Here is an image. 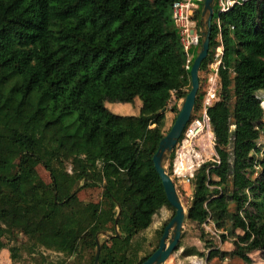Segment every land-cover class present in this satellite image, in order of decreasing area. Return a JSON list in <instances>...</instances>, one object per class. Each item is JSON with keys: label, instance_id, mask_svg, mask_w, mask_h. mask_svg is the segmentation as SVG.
Returning <instances> with one entry per match:
<instances>
[{"label": "trees", "instance_id": "trees-1", "mask_svg": "<svg viewBox=\"0 0 264 264\" xmlns=\"http://www.w3.org/2000/svg\"><path fill=\"white\" fill-rule=\"evenodd\" d=\"M174 1L0 0V242L14 243V260L24 251L32 258L41 250L56 252L65 260L88 252L86 264H94L96 236L109 228L106 207L78 193L98 185L104 198L121 206L119 225L127 218L132 223L103 241L99 263L142 264L157 249L160 240L140 256L156 215L164 207L174 215L175 208L153 156L172 127L166 128L167 113H175V121L179 112L177 102L168 109L173 92L178 101L191 89L194 60L187 68ZM203 5L195 13L201 31ZM220 19L221 29L212 21L210 52L200 69L212 61L221 31L219 100L208 108L218 159L195 171L186 209V223L198 229L204 248L186 243L184 227L173 253L205 258L204 264L229 256L250 264V253L264 252V151L257 156L264 132L257 95L264 90V0L237 4ZM203 98L199 90L195 115ZM138 99L136 114L107 106ZM210 222L225 232L222 242L235 238L233 250L208 237ZM17 226L27 237L20 245Z\"/></svg>", "mask_w": 264, "mask_h": 264}, {"label": "rangeland", "instance_id": "rangeland-1", "mask_svg": "<svg viewBox=\"0 0 264 264\" xmlns=\"http://www.w3.org/2000/svg\"><path fill=\"white\" fill-rule=\"evenodd\" d=\"M196 3L201 5V1L200 2L198 1ZM218 7H219V0H215V2H214L215 10H217ZM217 22H218V16H217V14H215V16L213 17V24L217 23ZM196 33L198 34L199 37L202 35L199 25L196 26ZM199 49H200L199 45L194 46L192 48L193 59L197 56ZM200 77H201V86H200L199 90H201V92L204 94V97H206L209 94V93H206V91H208V89L212 86L211 83H216L217 85L220 86L219 76L216 75L212 70L207 69L205 71L200 72ZM257 95L260 98L262 105L264 107V90L258 91ZM183 100H184V97L180 98L177 101L176 94H175V92H173L172 100L168 106V109H170L174 105V103H176V102L178 103V105L180 107L182 105ZM140 104H141L140 99H138L135 104L120 103V102H107V106L110 109H112L114 112L119 113V114H136V113H138V110H139L138 108H139ZM194 113H193V115H194ZM75 115H72V117ZM174 117H175V113H173V112L167 113V125H166L167 129L172 126V124L174 122ZM67 121H69V120H67ZM232 128H234V125H232ZM205 140L206 139L204 137V138L200 139V142H204ZM201 145L204 147L203 144H201ZM257 146L261 148V154H257V156L261 157L263 154V151H264V132H263ZM180 148L181 147L176 146L175 151L179 152ZM205 148H207V146ZM209 149H211V148H208V150H207L208 151L207 155L204 158L205 161L218 158L214 154L211 155L212 152ZM195 150L198 151V148H196ZM177 152H175V153H177ZM185 152L188 154V156L194 154V151H190L189 148L186 149ZM215 154H216V152H215ZM182 162H185V163L178 162V157H176L175 158V165L176 166H174V167H176L177 170H178V167H180V166L184 167L182 169H184V171H185V169L187 168L186 162H189V160L185 159ZM168 165H169V158L165 161V166L167 167ZM40 168H41V173L43 176L42 178L43 179L47 178L46 171L42 170V167H40ZM256 171L257 172L254 173V177H257L260 174V170H256ZM179 173L184 174V172H181V171H179ZM172 177H173L174 182L176 184V187H177L178 193L181 197V200H182L185 208L187 209L188 204L190 203V200L192 197V193H193L192 182L188 183L184 179V176H182V175L175 176V174H173ZM70 191H71L70 188H64L62 194L67 195V194H69ZM103 194H104V190H103V187L100 185L88 186L85 188H81L79 193H78L79 197L82 200L103 202L104 206L106 207L105 218L103 220L108 225L109 228L105 233H101L99 235L100 241H105L109 237L113 236L111 234H113L115 231L119 232L116 235H118V234L121 235L123 232L124 233L128 232L132 228L131 220L129 218H127L124 222L120 223V225H118V229L115 230V224L113 223L112 220L114 219L115 221L120 222L121 213H119L118 208L114 207L112 205V202H110L107 199V197L104 198ZM231 208L232 209L234 208L233 203H232ZM172 215H173V211L169 208H166V207H164L159 212V214L156 215L152 228L146 234V237L149 241L145 243L144 249L140 252V256L146 255L149 251H151L157 245L158 241L160 240V238L162 236V231L164 230L165 225L172 218ZM184 227L187 229V236H188L186 238V243L188 245L197 243L202 248H204V243L199 242V239H198L199 234H200L198 229H194V228L192 229L191 227H189L187 225L186 222H185ZM205 229L210 232V236H208V237L209 238L213 237L221 249L227 250V251H231L234 249V247H235L234 246V239H235L234 237H228L227 241L222 242L220 239V236L222 233H225V232L223 230H217L215 228L214 224L211 222L209 224L205 225ZM16 235L18 238V244L19 245L26 242L27 237L22 232V228L20 226H17ZM226 235H229V232H227ZM11 245H14V243H10L7 239H3V241L0 242V264H38V262H41V261H43V262L45 261L46 263L57 264V263H61L66 258L64 255L56 253V252H46V251L42 252V250H41V252L35 253L34 254L35 256L33 258L28 253H26L25 251L21 252V258L14 260L11 256V252L9 250ZM207 252H208V250H207ZM75 256L76 255H73L72 257L67 258L65 260L66 264L76 263V262H79L80 260L86 264L88 261H90V253H88V252L85 255H83L82 259H79L78 257H75ZM250 257L252 259V263H250V264H264V252L263 251H261V250L253 251L252 253H250ZM179 260H180L179 254H176V256H175L173 253L171 255V257L169 258V264L172 263L173 261H179ZM205 261H206L205 258H203L202 264H204ZM185 264H187V263H185ZM211 264H248V263L245 262L243 259H241L238 256H235V257L229 256V257L224 258V259L216 258L211 262Z\"/></svg>", "mask_w": 264, "mask_h": 264}, {"label": "water", "instance_id": "water-1", "mask_svg": "<svg viewBox=\"0 0 264 264\" xmlns=\"http://www.w3.org/2000/svg\"><path fill=\"white\" fill-rule=\"evenodd\" d=\"M215 0H204L202 8V45L197 56L194 58L190 69L191 89L185 96L182 105L179 107V112L176 119L168 131L161 139L159 147L153 156L154 166L160 175L167 198L175 208V214L170 221L165 225L162 236L157 249L142 263V264H165L173 252L180 244L184 225L187 220V210L178 193L173 177L169 174L165 161L170 157L174 148L177 146L182 137L185 128L191 120L196 106L197 93L201 86L200 69L202 62L208 57L210 52V41L212 34V21L214 16ZM205 28V29H204ZM119 213H122V208L117 204ZM118 221H115V230L118 229ZM102 231L101 233H105ZM98 233L96 236L97 246L95 250L94 264H100L99 258L103 241H100ZM121 236V235H117Z\"/></svg>", "mask_w": 264, "mask_h": 264}, {"label": "built area", "instance_id": "built-area-1", "mask_svg": "<svg viewBox=\"0 0 264 264\" xmlns=\"http://www.w3.org/2000/svg\"><path fill=\"white\" fill-rule=\"evenodd\" d=\"M203 0H175L172 4V17L178 25L180 41L184 48V52L187 55V68L193 60L192 48L199 44V36L196 33V26L198 25L197 18L195 17L196 10L199 6L196 2ZM249 0H219V7L217 10L214 8V16H218V26L221 29V19L220 15L224 14L230 9L237 5L243 4ZM213 16V17H214ZM224 55V43L222 38L221 31L218 35V44L214 48L212 61L208 64V70H212L216 75H218L219 66L222 64ZM212 86L206 91L209 93L206 97L203 98L202 105L200 108L199 114L194 113L191 120L187 124L184 131V138L178 142L177 147H181L179 152L176 153L178 157V162H182L185 159H188L189 162H186L187 168L178 167V170L184 172L180 174L176 167H174L175 176H184V179L190 183L191 179L194 177L195 171L204 163L205 157L207 155L208 148H211L212 154L218 157L216 152V137L215 133L208 115V108L219 100V85L216 83H211ZM205 137L204 142H200V139ZM204 145V147L201 144ZM207 146V148H205ZM176 148V147H175ZM174 148V149H175ZM194 151L193 155L188 156L185 152L186 149ZM198 148V151L195 149ZM216 152V154H215ZM175 157V158H176ZM191 157V158H190ZM218 159V158H216ZM215 160V159H213ZM208 161V160H207ZM174 166L175 160H174Z\"/></svg>", "mask_w": 264, "mask_h": 264}, {"label": "crops", "instance_id": "crops-1", "mask_svg": "<svg viewBox=\"0 0 264 264\" xmlns=\"http://www.w3.org/2000/svg\"><path fill=\"white\" fill-rule=\"evenodd\" d=\"M199 239V238H198ZM199 242H202L200 239H199ZM194 245L198 246L200 249H203L199 244L197 243H194ZM182 250H180L179 252H176L174 253V255L176 256V254H179V261H173L172 263L170 264H202L203 263V258L201 257H198V256H188V257H185V258H182L180 256V253H181ZM171 257V256H170ZM227 258V257H226ZM165 264H169V259L166 261Z\"/></svg>", "mask_w": 264, "mask_h": 264}, {"label": "bare ground", "instance_id": "bare-ground-1", "mask_svg": "<svg viewBox=\"0 0 264 264\" xmlns=\"http://www.w3.org/2000/svg\"><path fill=\"white\" fill-rule=\"evenodd\" d=\"M263 91V90H262ZM117 233H119L118 231H117Z\"/></svg>", "mask_w": 264, "mask_h": 264}]
</instances>
